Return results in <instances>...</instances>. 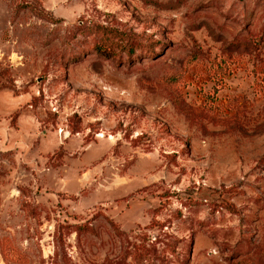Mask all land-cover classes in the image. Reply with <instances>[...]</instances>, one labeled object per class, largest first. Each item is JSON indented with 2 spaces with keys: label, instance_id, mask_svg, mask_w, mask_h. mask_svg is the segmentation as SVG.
Here are the masks:
<instances>
[{
  "label": "rangeland",
  "instance_id": "obj_1",
  "mask_svg": "<svg viewBox=\"0 0 264 264\" xmlns=\"http://www.w3.org/2000/svg\"><path fill=\"white\" fill-rule=\"evenodd\" d=\"M0 264H264V0H0Z\"/></svg>",
  "mask_w": 264,
  "mask_h": 264
}]
</instances>
